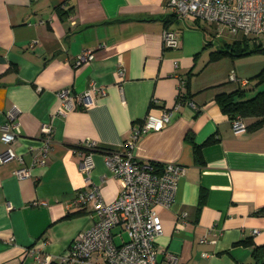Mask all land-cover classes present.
I'll return each mask as SVG.
<instances>
[{"label": "crops", "instance_id": "obj_1", "mask_svg": "<svg viewBox=\"0 0 264 264\" xmlns=\"http://www.w3.org/2000/svg\"><path fill=\"white\" fill-rule=\"evenodd\" d=\"M169 14L166 0H0V129L15 112L21 133L11 148L30 170L18 179V162L0 161V264H42L45 256L62 264L92 223L88 211L72 207L77 191L95 184L103 201L116 198L121 183L105 151L123 150L148 113L173 107L180 78L185 93L171 121L140 136L132 150L141 160L185 167L172 203L156 207L158 264H251L252 246L242 242L264 246V125L250 128L255 119L246 118L247 128L234 133L215 99L238 88L230 71L249 81L245 98L264 90L253 78L264 69V53L236 55L242 34L221 38L201 22H168ZM166 26L176 31L178 47H163ZM226 48L233 55L212 56ZM84 51L92 58L76 65ZM93 84L105 94L90 107L58 112V91L81 93ZM44 124L53 129L45 156ZM189 135L195 145L216 139L201 148V163ZM85 139L97 147L89 176L80 169L84 150H75ZM7 147L0 139V155ZM68 264L105 262L94 253L88 263Z\"/></svg>", "mask_w": 264, "mask_h": 264}, {"label": "built area", "instance_id": "obj_2", "mask_svg": "<svg viewBox=\"0 0 264 264\" xmlns=\"http://www.w3.org/2000/svg\"><path fill=\"white\" fill-rule=\"evenodd\" d=\"M166 6L170 14L184 24L205 21L216 26L217 31L226 27L232 34L240 33L254 44L264 47V0H166ZM162 41L166 49L179 46L177 33L169 26L162 31ZM91 58L92 53L84 51L75 59V64ZM228 79L242 87L249 83L234 71L229 72ZM185 86L186 81L180 78L173 107L162 109L158 115L148 113L139 126L131 129L123 150L105 151L106 165L121 183L114 200L103 201L99 185L95 184L77 191L72 207L88 211L92 223L75 236L61 258L62 264L76 261L88 263L94 253L101 255L105 264H158L155 241L162 233V222L156 207L167 208L172 203L177 181L183 176L185 167L175 162L157 164L141 160L134 157L132 150L140 136L148 131H158L171 121L173 113L183 102ZM97 94H105V89L94 84L81 93L61 89L57 92L60 99L58 112L64 114L76 104L86 109L93 104ZM187 103L194 107L192 102ZM230 129L234 133L244 131L246 125L243 118H232ZM0 132L1 141L8 146L0 155V161L16 160L20 166L14 171L15 177L22 179L30 176V170L22 165L21 155L11 148L21 133L15 112L7 113V121ZM41 132L45 156L52 140V126L42 125ZM78 147L76 151L84 150L80 169L89 176L93 167L91 154L97 147L89 139L80 142ZM38 162L45 164L44 158ZM252 233H257V230L254 229ZM41 263L50 264V258L43 257Z\"/></svg>", "mask_w": 264, "mask_h": 264}, {"label": "trees", "instance_id": "obj_3", "mask_svg": "<svg viewBox=\"0 0 264 264\" xmlns=\"http://www.w3.org/2000/svg\"><path fill=\"white\" fill-rule=\"evenodd\" d=\"M62 16H69L68 11L62 9ZM167 21L176 20L175 16L169 14L166 17ZM167 25V24H166ZM187 26L190 27H200V21H195L192 23H186ZM248 41L250 42L252 48L248 49L246 46L248 45ZM238 44V50L234 53L233 49H223L213 53L214 58H218L222 54H236V55H246L251 53H264V47L254 44L247 38H243L241 41L235 42ZM254 79H257L259 83L264 82V69L258 73ZM251 80V79H249ZM238 88L227 93H219L216 95V102L219 104L222 111L228 115L230 120L235 116H240L243 118L244 122L246 118H254L255 120L249 125L250 128H257L261 125H264V90H260L256 92V94L250 98H245L246 90L243 89L242 86L239 84ZM246 125V123H245ZM247 128V125H246ZM188 139L192 142L194 147V153L196 159L201 163V148L204 145L211 144L212 142L216 141V139L212 136H209L202 145H195L193 141L192 135L188 136ZM97 149V148H96ZM94 149V150H96ZM93 150V151H94ZM205 198V191L201 190L200 197H199V206L203 203ZM82 212V210L78 211ZM77 212V213H78ZM72 215V214H69ZM244 244H249L252 246V263L251 264H264V246H257L254 245L251 240H245L242 242Z\"/></svg>", "mask_w": 264, "mask_h": 264}, {"label": "rangeland", "instance_id": "obj_4", "mask_svg": "<svg viewBox=\"0 0 264 264\" xmlns=\"http://www.w3.org/2000/svg\"><path fill=\"white\" fill-rule=\"evenodd\" d=\"M201 24H203L204 26H206V27H209V28H211L212 30H214L215 32H214V34L213 35H217V36H219V37H221V38H223V36H226V35H229V36H231L232 34H231V32H229L228 30H227V28L226 27H222V29L221 30H219L218 29V31L216 30V26H214L213 24H211V23H208V22H205V21H201ZM210 35H212V34H210ZM216 41H219V38H216ZM241 63L242 62H239V65H241ZM220 65H222L221 64V62L219 63ZM246 64V63H245ZM242 66V65H241ZM223 67V66H222ZM239 78H241V77H239Z\"/></svg>", "mask_w": 264, "mask_h": 264}]
</instances>
